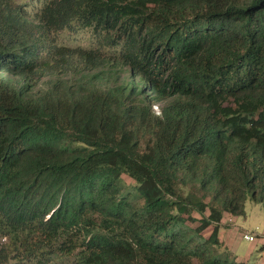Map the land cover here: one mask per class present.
<instances>
[{
	"label": "trees",
	"instance_id": "16d2710c",
	"mask_svg": "<svg viewBox=\"0 0 264 264\" xmlns=\"http://www.w3.org/2000/svg\"><path fill=\"white\" fill-rule=\"evenodd\" d=\"M248 200L264 0H0V264H248Z\"/></svg>",
	"mask_w": 264,
	"mask_h": 264
},
{
	"label": "rangeland",
	"instance_id": "374dc122",
	"mask_svg": "<svg viewBox=\"0 0 264 264\" xmlns=\"http://www.w3.org/2000/svg\"><path fill=\"white\" fill-rule=\"evenodd\" d=\"M27 2L28 0H18ZM30 11H35V8L30 7ZM94 37L91 30H80L75 34L70 31H63L59 34V41L73 46H85L88 47L93 43ZM72 74L67 75L70 77ZM72 77V76H71ZM157 108V107H156ZM124 179L128 184H133L134 180L127 175H124ZM245 215L235 216L230 222L231 228L223 230V237L226 243L230 244V248L233 249V254L239 256L241 259L246 260L249 264H254L260 256V248L262 240L259 235L264 234V206L261 203L248 200L246 203ZM223 225H227L224 223ZM248 233L255 236L257 239L255 242L247 240L244 235ZM208 234V232H207ZM229 239L228 240V238ZM228 241L230 243H228ZM194 264H199L197 259L194 260Z\"/></svg>",
	"mask_w": 264,
	"mask_h": 264
},
{
	"label": "crops",
	"instance_id": "0c3cea01",
	"mask_svg": "<svg viewBox=\"0 0 264 264\" xmlns=\"http://www.w3.org/2000/svg\"><path fill=\"white\" fill-rule=\"evenodd\" d=\"M234 218V217H233ZM232 220H230V219H227L226 218V220H224L223 221V224L224 223H226L227 225H223L222 224V226H221V231H220V234H221V239H222V241L224 242V244H225V247H227L230 251H232L233 252V249H231L230 248V244H227L226 243V241L227 240H225V238L223 237V230H222V228H225V229H228V228H231L232 227V224L230 223ZM259 238L262 240V243H261V248H260V256H259V258H258V260L254 263V264H264V234H262V235H259ZM229 239H231L230 238V236H229V238H228V240ZM256 237H255V240H253V242H255L256 241ZM230 241V240H229ZM228 241V243H230ZM234 254H235V252H234ZM237 256V255H236ZM237 258L239 259V260H244V259H241L239 256H237ZM249 264V263H248Z\"/></svg>",
	"mask_w": 264,
	"mask_h": 264
},
{
	"label": "built area",
	"instance_id": "2783aa9c",
	"mask_svg": "<svg viewBox=\"0 0 264 264\" xmlns=\"http://www.w3.org/2000/svg\"><path fill=\"white\" fill-rule=\"evenodd\" d=\"M244 237H245L247 240H249V241H253V240H255V236H253V235H251V234H248V233H246V234L244 235Z\"/></svg>",
	"mask_w": 264,
	"mask_h": 264
}]
</instances>
